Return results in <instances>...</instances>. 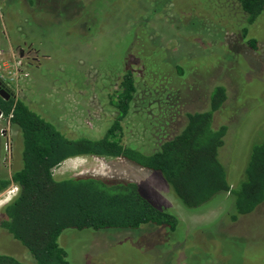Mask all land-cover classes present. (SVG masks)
<instances>
[{"label":"rangeland","instance_id":"rangeland-1","mask_svg":"<svg viewBox=\"0 0 264 264\" xmlns=\"http://www.w3.org/2000/svg\"><path fill=\"white\" fill-rule=\"evenodd\" d=\"M241 23L234 0H0V76L15 100L68 138L100 139L115 120L112 97L133 71L137 92L123 143L146 153L177 134L187 114L208 110L212 91L222 86L227 97L214 125L227 127L219 158L235 186L264 141V13L246 39ZM22 150L20 131L1 118L0 179L21 169ZM82 174L138 184L179 223L175 231L154 224L67 230L60 245L70 264H264V203L232 221L231 195L190 211L159 173L123 159L78 157L54 170L56 179ZM0 253L33 263L2 228Z\"/></svg>","mask_w":264,"mask_h":264},{"label":"trees","instance_id":"trees-1","mask_svg":"<svg viewBox=\"0 0 264 264\" xmlns=\"http://www.w3.org/2000/svg\"><path fill=\"white\" fill-rule=\"evenodd\" d=\"M234 1L241 11L240 30L246 39L249 27L264 13V0ZM249 43L251 47L255 44L254 40ZM136 92L134 72L129 70L120 91L112 97L115 120L100 139H70L25 102L0 97L3 117L20 131L23 145L21 169L0 179V196L13 185L20 189L1 208L0 228L26 248L33 258L31 264H70L60 245L62 234L70 229L136 230L154 224L175 231L178 226L175 214L156 206L138 184L129 180L94 174L56 179L54 170L69 159H123L159 173L176 199L190 211L219 194H229L235 207L232 221L264 203V141L251 150L235 186L219 158L227 127L216 128L214 120L226 101L224 87L212 91L208 110L187 114L186 125L177 134L159 139L153 153L123 143V121ZM0 264L29 263L0 253Z\"/></svg>","mask_w":264,"mask_h":264},{"label":"flooded vegetation","instance_id":"flooded-vegetation-1","mask_svg":"<svg viewBox=\"0 0 264 264\" xmlns=\"http://www.w3.org/2000/svg\"><path fill=\"white\" fill-rule=\"evenodd\" d=\"M20 55H21V57H25L26 56V53L24 52V50H21L20 51ZM0 82H1V86H2V88L4 87V89L5 90H8V92L10 93V94H13V97H10V99L9 100H11L12 98H14V92L12 91V89L8 86V84H6L7 82H6V80L4 79H2L1 78V76H0ZM5 99V98H4ZM3 118V117H2Z\"/></svg>","mask_w":264,"mask_h":264},{"label":"water","instance_id":"water-1","mask_svg":"<svg viewBox=\"0 0 264 264\" xmlns=\"http://www.w3.org/2000/svg\"><path fill=\"white\" fill-rule=\"evenodd\" d=\"M0 97L5 98V100H9L10 97H13V94H10L8 90H5L4 87L2 88L1 82H0ZM3 117V112L0 110V119Z\"/></svg>","mask_w":264,"mask_h":264},{"label":"clouds","instance_id":"clouds-1","mask_svg":"<svg viewBox=\"0 0 264 264\" xmlns=\"http://www.w3.org/2000/svg\"><path fill=\"white\" fill-rule=\"evenodd\" d=\"M20 189H19V186H17V194L19 193ZM4 205L3 204H0V207H3Z\"/></svg>","mask_w":264,"mask_h":264},{"label":"crops","instance_id":"crops-1","mask_svg":"<svg viewBox=\"0 0 264 264\" xmlns=\"http://www.w3.org/2000/svg\"><path fill=\"white\" fill-rule=\"evenodd\" d=\"M7 101H8V100H7ZM15 187H16V186H14V185L12 186V188H14V189H15ZM16 192H17V191H16ZM16 192H15V191H13V194H15Z\"/></svg>","mask_w":264,"mask_h":264},{"label":"built area","instance_id":"built-area-1","mask_svg":"<svg viewBox=\"0 0 264 264\" xmlns=\"http://www.w3.org/2000/svg\"><path fill=\"white\" fill-rule=\"evenodd\" d=\"M15 191H17V187H15ZM10 193H13V191H12V192H10Z\"/></svg>","mask_w":264,"mask_h":264},{"label":"bare ground","instance_id":"bare-ground-1","mask_svg":"<svg viewBox=\"0 0 264 264\" xmlns=\"http://www.w3.org/2000/svg\"><path fill=\"white\" fill-rule=\"evenodd\" d=\"M11 194V193H10ZM14 197V196H13Z\"/></svg>","mask_w":264,"mask_h":264}]
</instances>
